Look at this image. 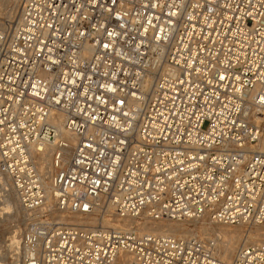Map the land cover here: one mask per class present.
Segmentation results:
<instances>
[{
  "label": "built area",
  "instance_id": "2783aa9c",
  "mask_svg": "<svg viewBox=\"0 0 264 264\" xmlns=\"http://www.w3.org/2000/svg\"><path fill=\"white\" fill-rule=\"evenodd\" d=\"M59 123L71 154L47 188ZM0 137L33 212L5 264H264V242L222 260L198 235L67 219L264 225V0H21L0 22Z\"/></svg>",
  "mask_w": 264,
  "mask_h": 264
},
{
  "label": "bare ground",
  "instance_id": "6f19581e",
  "mask_svg": "<svg viewBox=\"0 0 264 264\" xmlns=\"http://www.w3.org/2000/svg\"><path fill=\"white\" fill-rule=\"evenodd\" d=\"M16 9L19 10V4H16L13 7L11 14H13ZM18 10L16 11V15H14V19H16L17 17ZM58 129L59 133H61V136L64 138V141L67 143V148L64 147L59 149L55 144H51L47 154L42 153L43 155L40 158H38L37 160L35 159L39 171L46 176L45 180L47 181V188L50 187V177L56 170L53 167L52 152L60 150L62 152L63 159H67L71 154V148L68 146L73 143L72 136L63 129L60 123L58 124ZM4 140L6 139L0 137V144H2ZM3 145L6 146L4 147V149H6V152L9 151L11 148L15 150L10 140L9 143H5ZM23 157H26L28 158V160L32 161L31 158H35L37 156L33 155L30 158L28 155H24ZM19 213H21L22 222L24 223L26 222V219H28L26 218V215L28 213L31 214L33 212L22 208V206L20 205V199L17 193L12 188L9 178H6L0 172V214H4V216L10 218L11 216L13 217L14 215H17ZM2 218L5 219L4 217ZM67 219H69L71 222H75L78 224L89 223L93 225L96 222L100 221L102 225L106 226L134 227L144 232L156 233L162 236L183 237L194 235L193 231L196 228L197 232L200 231V234L210 237L209 241H211L213 245H215V254L222 260L231 259L238 251V249H240V247H243L249 243L264 242V225L258 224L254 221L248 222L247 220H240L238 224L224 223L221 221L218 222L212 220L211 216L208 214H204L203 217H200L199 219L153 220L143 216L125 219L116 218L112 215L110 210H108L104 214H102L101 218L99 219H97L96 217L81 218L79 216H73L72 218L67 217ZM188 222H191L194 225V228L192 227L194 230H186V223ZM230 226L235 227L232 229L230 228ZM7 227L8 226H6V229ZM14 231V229H11L9 231V242L2 246L3 249H9L12 248V246L18 245L19 238H17L16 236V231ZM4 261L5 257L3 255L1 256L0 254V264H5Z\"/></svg>",
  "mask_w": 264,
  "mask_h": 264
},
{
  "label": "rangeland",
  "instance_id": "374dc122",
  "mask_svg": "<svg viewBox=\"0 0 264 264\" xmlns=\"http://www.w3.org/2000/svg\"><path fill=\"white\" fill-rule=\"evenodd\" d=\"M19 2H20V0H7V1L6 0H0V22H3V23L5 22L6 23V22H8V20L9 21L14 20V15H16V11L18 9H16V11H14L13 14H11V12L13 10V7L16 4H19ZM2 217H4L5 219H3ZM10 218H7L6 216H4V214H0V219H1L0 220V248H2V246H4L6 243L9 242V235H10L9 231L11 229H14L16 231V236H17V238H19V232H20L21 229H23V226H25V222L24 223L22 222L21 213H19L17 215H14L13 217L11 216ZM186 225H187L186 226V228H187L186 230H189V229L190 230H194L193 229L194 225L191 222L186 223ZM6 226H8L7 229H6ZM234 227L235 226H230V228H232V229ZM193 232H194V235L201 236L202 238H208V239L210 238V237H208L206 235L200 234L199 233L200 231L197 232L196 228H195V230Z\"/></svg>",
  "mask_w": 264,
  "mask_h": 264
}]
</instances>
